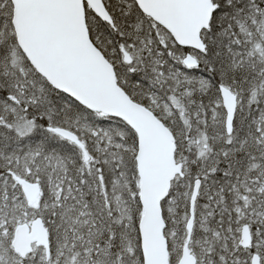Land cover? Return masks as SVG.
<instances>
[{
	"label": "snow or ice",
	"instance_id": "6c2138e0",
	"mask_svg": "<svg viewBox=\"0 0 264 264\" xmlns=\"http://www.w3.org/2000/svg\"><path fill=\"white\" fill-rule=\"evenodd\" d=\"M0 264H264V0H0Z\"/></svg>",
	"mask_w": 264,
	"mask_h": 264
}]
</instances>
